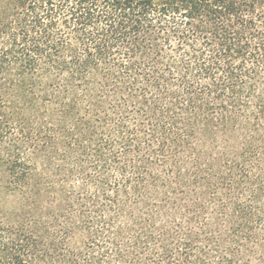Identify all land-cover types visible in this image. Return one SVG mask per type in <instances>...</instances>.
<instances>
[{"label":"trees","instance_id":"trees-1","mask_svg":"<svg viewBox=\"0 0 264 264\" xmlns=\"http://www.w3.org/2000/svg\"><path fill=\"white\" fill-rule=\"evenodd\" d=\"M0 264H264V0H0Z\"/></svg>","mask_w":264,"mask_h":264},{"label":"rangeland","instance_id":"rangeland-1","mask_svg":"<svg viewBox=\"0 0 264 264\" xmlns=\"http://www.w3.org/2000/svg\"><path fill=\"white\" fill-rule=\"evenodd\" d=\"M12 208L13 204L11 202V198H0V218L5 215L4 213L11 212Z\"/></svg>","mask_w":264,"mask_h":264}]
</instances>
